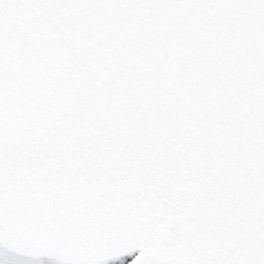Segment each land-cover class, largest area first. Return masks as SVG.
Wrapping results in <instances>:
<instances>
[{
	"label": "snow or ice",
	"instance_id": "6c2138e0",
	"mask_svg": "<svg viewBox=\"0 0 264 264\" xmlns=\"http://www.w3.org/2000/svg\"><path fill=\"white\" fill-rule=\"evenodd\" d=\"M0 264H264V0H0Z\"/></svg>",
	"mask_w": 264,
	"mask_h": 264
}]
</instances>
